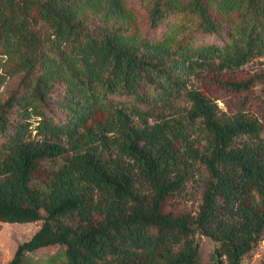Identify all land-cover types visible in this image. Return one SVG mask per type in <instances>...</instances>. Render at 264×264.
I'll use <instances>...</instances> for the list:
<instances>
[{
  "label": "trees",
  "instance_id": "1",
  "mask_svg": "<svg viewBox=\"0 0 264 264\" xmlns=\"http://www.w3.org/2000/svg\"><path fill=\"white\" fill-rule=\"evenodd\" d=\"M87 11L128 14L124 0H0V86L23 72L0 102V219H42L5 264L50 243L59 264H204L197 230L216 241L207 264H241L264 232V115L220 111L192 79L248 88L220 73L264 55V0H151L153 26L182 12L223 35L197 44L90 26ZM45 160H59L48 178ZM195 162L198 211L165 210Z\"/></svg>",
  "mask_w": 264,
  "mask_h": 264
},
{
  "label": "rangeland",
  "instance_id": "2",
  "mask_svg": "<svg viewBox=\"0 0 264 264\" xmlns=\"http://www.w3.org/2000/svg\"><path fill=\"white\" fill-rule=\"evenodd\" d=\"M124 2L128 8V14L125 16L105 20L99 14L87 11V24L111 29L120 27L126 33H135L139 37L145 36L150 39L162 38L165 34H168L172 37V45L185 40H189L194 44L219 41L223 37L222 34L202 31L198 27V17H190L182 12L173 13L158 26H153L149 15L151 0H124ZM211 11L218 19L224 21L226 28L229 27V21L237 18L236 12L218 13L215 8H212ZM22 74V71L14 73L0 86V102L18 86ZM204 74L206 72H203L202 75ZM220 75L225 79L251 80V82L247 89L235 91L221 86L219 82L210 79L208 75L194 78L192 81L199 88L211 94L212 97H217L216 101L220 111L230 114L237 109H242L263 120L264 55L255 56L239 67L224 69ZM121 98H124V96ZM175 104L183 107L188 105L189 102L184 98H180L176 100ZM170 110L167 109V111ZM46 111L59 119L65 117V112L53 101L50 102ZM97 116L101 117L102 115L98 114ZM58 163L59 160H45L40 163L36 174L42 178H48ZM207 179L208 171L206 167L200 162H195L194 168L184 186L163 201V208L171 210L175 214L182 212L196 213L202 202V194ZM41 222L42 219L23 222L0 219V264H5L12 258L18 243L28 239L40 226ZM194 238L199 245L201 261L204 264L210 263L213 259L216 241L201 230L195 232ZM63 249L62 245L50 243L33 250H28L25 252L20 264H59L63 258ZM262 263H264V232L253 248L243 255L241 261V264Z\"/></svg>",
  "mask_w": 264,
  "mask_h": 264
}]
</instances>
